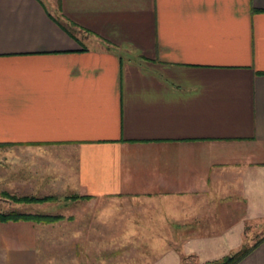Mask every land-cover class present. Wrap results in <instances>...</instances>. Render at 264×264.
Here are the masks:
<instances>
[{"label":"crops","instance_id":"0c3cea01","mask_svg":"<svg viewBox=\"0 0 264 264\" xmlns=\"http://www.w3.org/2000/svg\"><path fill=\"white\" fill-rule=\"evenodd\" d=\"M28 193L110 240L76 264H264V0H0V214Z\"/></svg>","mask_w":264,"mask_h":264},{"label":"rangeland","instance_id":"374dc122","mask_svg":"<svg viewBox=\"0 0 264 264\" xmlns=\"http://www.w3.org/2000/svg\"><path fill=\"white\" fill-rule=\"evenodd\" d=\"M31 194H27L26 197H31ZM52 196H45L41 197L38 199L42 198H48ZM16 198V197H14ZM22 198V197H19ZM36 198V197H33ZM55 200L53 201H47V202H42V203H29V204H50L58 201V198L54 197ZM66 200V199H64ZM16 203V202H14ZM26 204V203H22ZM43 207H33L31 209L30 207L28 208L29 212H39V213H45L42 214V216H58V215H52L50 214L54 210L49 206V205H41ZM23 215V214H20ZM34 215H41V214H34ZM60 217V220L53 222V223H39L35 226V231L37 230L36 233V244H37V250H38V255H37V260L38 264H76V263H82V255H78V260L77 258H73V255L71 254L72 251H74V248L77 247L81 249L84 245V243L88 246L90 245H97V246H102V245H107L110 243V240H83V239H71L68 237V229L67 222L65 217L58 216ZM72 229V227L70 228ZM81 229V228H80ZM264 231V228H262L258 234H262ZM99 241V242H97ZM257 241V240H256ZM260 241V239L258 240ZM93 242V243H92ZM129 246V244H128ZM101 257H105L102 256ZM130 258L132 256H129Z\"/></svg>","mask_w":264,"mask_h":264},{"label":"trees","instance_id":"16d2710c","mask_svg":"<svg viewBox=\"0 0 264 264\" xmlns=\"http://www.w3.org/2000/svg\"><path fill=\"white\" fill-rule=\"evenodd\" d=\"M72 24L69 23L68 26H71ZM68 35H70L69 31L67 29H64ZM76 40L75 38H73ZM8 197V196H7ZM75 198V196H72ZM12 202L16 203H42V202H47V201H53L55 200L54 197H48V198H33V197H22V198H14V197H8ZM73 198V199H74ZM25 221V222H32L35 224L39 223H53L58 220H60V217L58 216H42V215H20L16 213H7V214H0V223H7V222H16V221ZM249 252L248 248L241 247L239 250L236 252L224 257L223 259L215 262H210L206 264H237L241 259H243Z\"/></svg>","mask_w":264,"mask_h":264}]
</instances>
